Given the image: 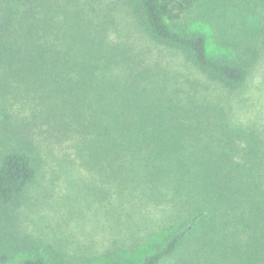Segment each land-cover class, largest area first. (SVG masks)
<instances>
[{"label":"trees","instance_id":"1","mask_svg":"<svg viewBox=\"0 0 264 264\" xmlns=\"http://www.w3.org/2000/svg\"><path fill=\"white\" fill-rule=\"evenodd\" d=\"M211 2L0 0V264L24 250L10 216L47 139H71L79 165L137 207L172 209L162 234L105 264H264V130L234 107L264 30L210 54L203 32L175 24ZM171 49L201 79L171 70Z\"/></svg>","mask_w":264,"mask_h":264},{"label":"rangeland","instance_id":"2","mask_svg":"<svg viewBox=\"0 0 264 264\" xmlns=\"http://www.w3.org/2000/svg\"><path fill=\"white\" fill-rule=\"evenodd\" d=\"M212 1V11H200L198 19L193 11L175 24L187 31L203 32L210 54L224 48L220 43L235 51L238 47L241 52L252 43L254 28L264 30V0H230L221 18L222 1ZM129 31L135 44H149L138 29ZM164 52L171 70L179 69L185 79H201L179 51ZM249 68L247 80L234 97L235 112L240 122L264 130V50ZM20 111L29 115V111ZM40 155L37 177L16 201L10 216L19 231L20 243L25 245L23 251L14 252L10 264H19L34 254L42 255L48 264H105L109 253L129 257L143 247L147 237L163 233L171 207L146 202L137 207L79 165L71 139L63 143L41 141Z\"/></svg>","mask_w":264,"mask_h":264}]
</instances>
